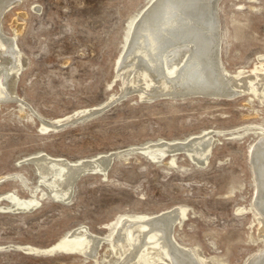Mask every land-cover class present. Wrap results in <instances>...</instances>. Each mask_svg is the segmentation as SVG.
Segmentation results:
<instances>
[{
    "label": "rangeland",
    "instance_id": "1",
    "mask_svg": "<svg viewBox=\"0 0 264 264\" xmlns=\"http://www.w3.org/2000/svg\"><path fill=\"white\" fill-rule=\"evenodd\" d=\"M150 2L17 0L9 8L4 5L0 35L15 39L25 62L15 93L9 102H0V264H95L76 253L45 251L69 231L74 236L85 227L107 238L123 216L154 219L180 207L186 216L173 234L184 248H199L222 264H246L264 246L252 206L249 162V150L264 130V104L244 93L232 99L185 96L145 102L127 96L115 77L130 26ZM218 3L222 66L231 75L242 70L252 76L264 66V0ZM81 110L86 113L76 119L101 112L49 128ZM203 131L215 140L203 166L184 153L167 165L168 155L154 161L138 152L147 143L183 140ZM37 153L69 161L97 154L114 158L105 177L78 178L66 203L54 181L38 183ZM49 188L62 200L47 195ZM11 193L21 199L34 195L39 203L30 211L21 205L20 211L8 209ZM102 244L98 258L106 251ZM115 259L112 255L108 261Z\"/></svg>",
    "mask_w": 264,
    "mask_h": 264
},
{
    "label": "bare ground",
    "instance_id": "2",
    "mask_svg": "<svg viewBox=\"0 0 264 264\" xmlns=\"http://www.w3.org/2000/svg\"><path fill=\"white\" fill-rule=\"evenodd\" d=\"M15 1L17 0H0V26L4 5L9 8ZM218 2L219 0H151L130 26L125 50L116 69L115 77H120L121 86L124 87L122 91L126 90L129 92L127 96L136 95L145 102H151L154 98L175 100L178 97L186 98L185 96L232 99L244 93L264 104V66L257 67L252 76H245L242 70L231 75L222 66ZM22 59L15 39L0 35L1 103L7 102L15 93L18 72L25 62ZM150 86L154 88L150 89ZM152 89V93L145 94L144 91L150 92ZM119 100V96L111 98L109 103L94 110ZM84 112L81 110L62 120L55 119L49 126L62 125ZM45 128L41 131L46 130ZM261 130L249 150V162L254 182L252 206L260 224L258 239L264 244V130ZM214 143L210 132L203 131L183 140L147 143L138 152L154 161L168 155L167 165L174 164L177 153H184L195 164L203 166ZM113 155L97 154L88 159L69 161L39 154L36 164L33 162V168L34 173L37 170L40 172L37 175L38 183L42 182L46 186L54 181L62 190L60 192L64 196V202L69 203L75 181L87 174L105 177ZM48 193L54 200L61 199L62 195L50 188L47 195ZM7 198L10 204L13 203L12 207L8 205V209L19 211L20 205L30 211L39 203V198L34 195L21 199L11 193ZM185 216L186 209L183 207L167 211L154 219L146 215H126L114 226L110 237L97 236L83 227L74 236L69 231L45 253H76L83 255L85 260L91 258L95 264L98 261L111 264L108 260L112 255L116 257L114 264H222L215 257H205L199 248L192 251L174 242V226L180 224ZM101 242L105 243L106 251L98 258V251L103 245ZM246 264H264V246Z\"/></svg>",
    "mask_w": 264,
    "mask_h": 264
},
{
    "label": "water",
    "instance_id": "3",
    "mask_svg": "<svg viewBox=\"0 0 264 264\" xmlns=\"http://www.w3.org/2000/svg\"><path fill=\"white\" fill-rule=\"evenodd\" d=\"M220 1H221V0H220ZM125 97H127V96L125 95L123 98H120V100L124 99ZM99 112H101V111H98V112L94 113L93 115H90L89 117H86V118H78V119H76V120H74V121H71V122L69 121V122H67V123H65V124H63V125H59V126L51 125V127H49V128H51V129H53V130H55V129H61V128H63V127L70 126V125H73V124H75V123H77V122H80V121H82V120H84V119L91 118V117L97 115ZM112 157L114 158V156H112ZM113 158H111V160L109 161V165H108V167L106 168V169H107L106 171H108L109 167L111 166L112 161H113ZM52 253H55V251L52 252ZM52 253H45V254H52Z\"/></svg>",
    "mask_w": 264,
    "mask_h": 264
}]
</instances>
